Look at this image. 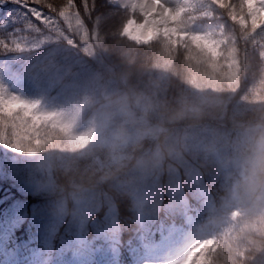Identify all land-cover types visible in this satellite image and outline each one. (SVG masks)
I'll return each instance as SVG.
<instances>
[{
  "label": "rangeland",
  "instance_id": "rangeland-1",
  "mask_svg": "<svg viewBox=\"0 0 264 264\" xmlns=\"http://www.w3.org/2000/svg\"><path fill=\"white\" fill-rule=\"evenodd\" d=\"M123 2H127V0H123ZM172 2H175V0H172ZM136 18L138 21L141 19L139 16ZM240 46L243 50L245 48L253 49L251 44L245 46L241 43ZM255 52L258 53V49L253 52V55L257 56L259 70L264 72V59H261ZM178 55L179 53H177ZM127 62H130L129 59H124V64ZM139 68H142V66L137 64L133 67V70L140 72ZM175 69L176 67L172 69V78L175 81L176 77L180 81V78L174 72ZM184 76L187 78L186 72ZM204 76H206L204 77L205 81L209 82L210 76L208 74ZM239 77L240 75L237 76L238 80L233 78L230 81L235 84L232 88L237 86V89L235 88L236 92L231 95L227 105L216 106L215 100L210 102L214 106V111L221 113L222 118H229L228 115H232L229 112L236 114V109H241L240 105L243 103L244 97L254 98V101H256L255 95H252L253 92L251 90L246 91V89L251 87L250 80L243 81ZM92 84L97 85L93 81ZM101 86V94L99 96L103 99V102L87 118L72 123V130L77 134V143L70 146L67 153L60 151L65 156L60 157L59 155L58 141L48 137L44 138L39 146L40 150L42 148L41 145L43 143L46 144L48 146L46 152L38 153L37 150L28 152L27 148L35 149L37 147L36 144L35 146L29 144L22 153H10V158L7 159L8 172L13 173L15 177L12 178L18 182L19 189L22 190L25 196L31 195L33 197L43 193L52 195L54 193L52 186L55 167H61L64 164L68 168L65 169V173L68 175L78 173L82 177L84 176V182L94 184L93 186H98L102 180L111 177L113 178V186L117 191L124 187H130L136 196H140L147 192H156L161 189L162 185L157 180V173L160 176L164 170L160 162L163 158V152L169 158L168 167L165 169L168 174L166 181L167 183L169 182L167 189H176V182H172V180L176 179L177 176L171 175V173H173L174 169H177L178 163L184 167L187 164H191L194 159H197L202 154L205 159L208 158L211 163L217 164V167L224 171L234 172L239 163L244 158H247L246 155L249 156L250 154L245 152L249 145H253L251 132L247 129H243L239 134L237 133L235 136L230 137L228 134H223L214 128L207 127L208 125L212 126L216 118V116L208 115L202 117L208 119L201 122L202 124H207V126L193 127L190 130H168L164 129L160 124L150 125V122H145L143 117L137 115L135 111L133 113L126 104L120 102L119 93L116 94L117 92L112 90L109 83L104 81ZM0 88L16 95L26 93L29 90L30 94L41 96L40 103L49 110L63 107L65 103H68L69 99L73 100L80 91H84V89L81 90V79L58 91H53L51 81H48L47 84L34 86L3 67L0 68ZM190 92L191 99L198 100L200 98V96L197 97V93L192 91V89ZM244 92L245 94L243 95ZM163 134H165L164 138L158 141ZM151 140L159 143L148 145ZM256 145L260 146V140L257 141ZM131 150L133 156L130 155ZM49 153H53V156ZM197 160L200 162L199 159ZM132 161H135L133 168L131 171H127L124 165ZM150 161L156 162L157 166L154 167L152 164L154 162ZM149 162L151 163L150 166ZM207 163L211 164L208 161ZM73 165H79L77 172H74V167L76 166ZM3 168L0 165V171H3ZM98 179H100L99 182L96 181ZM70 186L72 187V185ZM93 186L84 189L77 188L80 192L73 202V217L70 219L74 228L78 226L79 219L85 209L96 208L99 210L103 204L106 205V208H103L106 223L111 224L114 221L112 217L114 207L111 205L110 200L98 188H93ZM77 187H82V184ZM261 196L262 200L259 208L263 207L264 209V189ZM46 208V212L51 215L53 220L57 216L62 217L65 211L64 202L61 199ZM231 209L235 210L234 207H231ZM45 220L51 222L49 219ZM3 230V225L0 224V235L3 234ZM32 241L33 239H29V242ZM199 241H207V246L205 247L207 256L216 248L212 233L202 226L196 216L190 215L189 218L183 216L178 224L168 228L167 232L157 243L129 247L131 264H171V262L182 258L191 244ZM106 242L113 247L116 245L114 241L109 239ZM35 247L36 245H26L28 250ZM104 247L103 245L100 249H96L95 246L92 249L86 248L80 242V236H76L68 240L64 252L60 249L56 250L52 264H86V259L79 256L80 253L94 256L96 259ZM23 250V248L19 249L16 246L13 249V256ZM70 251L77 252L78 255H67V252ZM204 259V254L202 253L201 261L203 262ZM244 263L245 261L243 260L237 261L235 264ZM0 264H6V261L2 260ZM109 264L111 263L109 262Z\"/></svg>",
  "mask_w": 264,
  "mask_h": 264
},
{
  "label": "trees",
  "instance_id": "trees-1",
  "mask_svg": "<svg viewBox=\"0 0 264 264\" xmlns=\"http://www.w3.org/2000/svg\"><path fill=\"white\" fill-rule=\"evenodd\" d=\"M52 2L59 4L61 0H52ZM32 6L40 7L35 4ZM3 7L7 8L5 13ZM25 11L27 10L23 9L19 4L11 2L0 4V36L11 34L13 28L21 27L22 25H19V22L13 24L12 19H22V14ZM44 11L46 12L47 9H44ZM32 19L38 26L43 27L39 21ZM121 20V16L112 17L104 23V28L108 29L118 26ZM22 35L28 34L22 33ZM35 36L36 34H31L29 40ZM106 36L105 42L96 49V56L87 57L82 52L81 54H74L75 59L64 65L63 75L68 78L71 75L83 73L95 75L99 81L105 80L111 85L112 90L117 92L116 94L119 93L120 102L126 104L133 113L135 111L137 115L143 117L145 122H150V125L160 124L164 129L173 130L174 128L205 126L207 124H202L201 122L208 119L202 118L206 115L216 116L213 125L229 129L245 126L252 127L258 131V129L264 128V72L259 70L257 65L259 63L257 62V56L253 55V49L245 51L239 45L238 63L221 61L216 70L213 71L207 64L189 62L182 54L177 56L176 52L171 51L162 43L153 42V44L148 46L138 45L127 38H122L114 30L106 33ZM48 47V45H45L39 53L28 51L5 52L0 50V63H5L20 76H28L36 80L45 79L53 71L45 73L41 71L43 65L36 68L35 66L39 63L38 55L46 53ZM52 47L54 48L55 45ZM65 47L67 46L65 45ZM124 59H129L130 62L124 64ZM137 64L142 66V68H139L140 72L133 70V67ZM174 67H176L174 72H176L180 81L176 77L175 81L172 78V69ZM185 72L187 73V78L184 76ZM209 73L211 74L209 75ZM206 74L210 76L209 82L205 81L204 77L206 76L204 75ZM239 75V78H242L243 81L250 80L251 87L246 89V91L251 90L253 92L252 95L256 97V101H254V98L244 97L243 103L240 105L241 109L238 110L237 108L236 114L229 112L232 114L228 115L229 118H222L221 113L214 111V106L210 102L215 100L216 106L227 105L231 95L236 92L235 88L237 87L234 86L232 88L235 84L230 81L233 78L238 80L237 76ZM191 89L197 93V97L200 96L198 100L191 99ZM101 101L98 91L95 90L91 91V94L87 96L81 95L77 101L72 103V107L68 106L70 120L98 106ZM164 135L158 141L162 140ZM48 138L58 141L59 153L61 150L67 153L70 146L77 143V138L70 128L63 131H54ZM158 141L151 140L148 145L157 144L159 143ZM33 145L35 146V144ZM41 147L37 152H46L48 146L43 143ZM11 152L13 151L0 147V165L4 167L3 171H0V185L2 189H6V191L2 190L0 192V196H3L2 198H6V200L22 197V190L19 189L18 182L12 178L15 176L13 173L8 172L7 159L10 158ZM131 153L132 150L130 155L133 156ZM49 154L53 156V153ZM59 155L60 157L65 156L62 153ZM261 163H264L263 157L261 158ZM79 165H73L76 166L74 167V172L78 171ZM260 166L255 167L254 171L259 172ZM65 169H68L65 164L61 167H55L52 186L54 193L52 195L67 193L73 187L81 184L82 186L92 185L84 182V176L82 177L78 173L68 175L65 173ZM213 174L214 172L210 175L212 176ZM99 180L96 181L99 182ZM202 182L212 192L224 188L236 191L244 184L239 180L225 183L222 179L215 178V176H204ZM100 183L103 184L109 194L114 196L119 215L117 220L118 223L122 224L120 228L119 224L116 226L119 231V237L124 236L121 238L122 240L131 237L132 234H135L137 227L141 225L139 214L136 213V209L133 210L134 204L130 195L126 192L122 195H114L109 186V178L102 180ZM184 189L189 197H194L190 193L191 189L188 185ZM40 195L48 194L43 193ZM126 198H128V202ZM244 208L247 209L246 206ZM159 214L160 212H158ZM239 216H242V218L234 221L231 227V221L225 225L219 233L216 250L204 260L203 264H235L237 261L243 260L245 261L244 264H264V218L253 212H243ZM94 232L95 229L92 233Z\"/></svg>",
  "mask_w": 264,
  "mask_h": 264
},
{
  "label": "snow or ice",
  "instance_id": "snow-or-ice-1",
  "mask_svg": "<svg viewBox=\"0 0 264 264\" xmlns=\"http://www.w3.org/2000/svg\"><path fill=\"white\" fill-rule=\"evenodd\" d=\"M9 2L27 11L22 19H12L21 27L0 36V50L39 53L48 45L46 53L38 55L35 66L43 65L41 71L45 73L61 72L75 59L74 54L96 56L106 33L113 30L138 45L162 43L189 62L207 64L213 71L221 61L238 63L241 43L251 44L264 59V0H61L59 4L52 0H0V4ZM115 16L122 17L119 25L105 29L104 23ZM33 33L36 36L29 40ZM70 125V113L49 110L40 102H30L0 88V147L22 153L27 145L36 144L35 149L27 148L33 152L52 132L66 130ZM176 211L171 205L162 206L160 214L147 223L149 238L152 233L157 237L165 233ZM103 214L88 208L80 219L99 220ZM66 222L70 226L72 220ZM130 238L138 247L137 236ZM206 246L207 241L191 244L182 258L171 264H203L201 255L207 258Z\"/></svg>",
  "mask_w": 264,
  "mask_h": 264
},
{
  "label": "clouds",
  "instance_id": "clouds-1",
  "mask_svg": "<svg viewBox=\"0 0 264 264\" xmlns=\"http://www.w3.org/2000/svg\"><path fill=\"white\" fill-rule=\"evenodd\" d=\"M261 147L264 148V140L261 141ZM258 174H259V183L257 184L256 179H255L257 176V172L256 171L253 172V182H252V186L250 189L252 191H255L257 187L264 189V163H261Z\"/></svg>",
  "mask_w": 264,
  "mask_h": 264
}]
</instances>
